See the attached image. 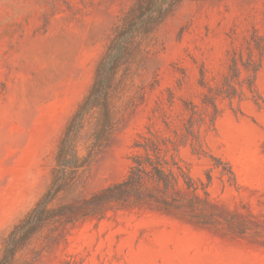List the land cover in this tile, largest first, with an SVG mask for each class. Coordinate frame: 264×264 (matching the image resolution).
<instances>
[{
  "label": "rangeland",
  "instance_id": "1",
  "mask_svg": "<svg viewBox=\"0 0 264 264\" xmlns=\"http://www.w3.org/2000/svg\"><path fill=\"white\" fill-rule=\"evenodd\" d=\"M159 7L118 71L112 128L55 206L124 180L150 145L173 167L182 208L51 222L12 264H264V0H0V248L49 188L111 41ZM258 68L260 99L248 88ZM185 173L200 194L184 191Z\"/></svg>",
  "mask_w": 264,
  "mask_h": 264
},
{
  "label": "trees",
  "instance_id": "2",
  "mask_svg": "<svg viewBox=\"0 0 264 264\" xmlns=\"http://www.w3.org/2000/svg\"><path fill=\"white\" fill-rule=\"evenodd\" d=\"M157 12L150 15L142 13L137 20L122 28L100 58L92 86L68 122L57 144L50 186L3 239L0 248V264H12L16 254L51 222L62 224L74 222L87 217L101 216L113 206L144 202H154L164 209L182 208L176 197L170 193V189L179 183L173 167L167 159L162 157L158 147L150 145L144 146V155L139 154L132 158L129 173L124 180L80 201L75 200L55 206L59 195L74 180L77 172L89 164L90 157L102 146L103 140L112 128L110 104L118 71L137 38L162 17L163 11L160 7ZM258 71L259 68L255 69V75L249 79L248 88L254 97L260 99L255 79ZM95 117L91 150L86 155H82L78 147V139L87 123ZM208 179L210 182V174ZM183 181L184 191L200 194L198 185L188 174L183 175ZM201 189L208 194L203 187Z\"/></svg>",
  "mask_w": 264,
  "mask_h": 264
}]
</instances>
